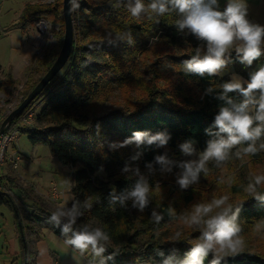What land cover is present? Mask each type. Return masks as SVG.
I'll list each match as a JSON object with an SVG mask.
<instances>
[{
	"label": "trees",
	"instance_id": "trees-1",
	"mask_svg": "<svg viewBox=\"0 0 264 264\" xmlns=\"http://www.w3.org/2000/svg\"><path fill=\"white\" fill-rule=\"evenodd\" d=\"M70 3L73 40L66 64L31 103L13 118L5 132L15 127L19 133H28L32 144L48 146L63 164L80 165L72 172L70 191L73 198L63 207H71L74 201H80L83 205L85 200L89 201L91 207L81 206L83 215L77 219L74 228L90 224L102 228L110 236L104 257L111 255L113 258L107 260V264H142L149 260L161 264L173 252L178 258H183L200 235L197 228L185 225L188 233L180 235L181 238L175 242L167 240L161 234L162 229L171 222L184 225L178 216L190 210L192 205L208 202L213 196L219 198L227 195L228 202L234 208H240L241 236L246 246L241 254L226 258L221 264H264V231L257 232L254 229L257 222L264 220V202L249 196L244 191L245 182L239 181L246 180L249 173L257 174L258 170L264 169V151L245 157L243 162L232 156L221 168L210 162L207 176L186 190L176 183L180 171L178 167H173L171 172H161L160 165L154 162L155 156L165 154L173 161L192 159L183 156L179 150V144L187 140L193 142L197 151L206 148V142L211 137L205 130L212 125L219 108L225 104V101L217 98L221 91L219 85L231 79V71L249 78L251 72L264 65V47L261 57L251 66L240 63L233 49L230 62L220 74L201 77L185 73L183 63L195 54L197 47L205 46L187 31L181 33L177 30L175 21L179 17L176 13L152 20L143 16L137 19L130 15L123 3L114 6L116 0H75L78 7L74 6L73 0ZM144 3H149V0H144ZM41 18L52 19L62 29L55 33L56 43L44 57L26 66L24 87L19 93L21 100L52 66L63 46L66 30L64 0L27 3L21 14L22 24L34 23ZM129 34L131 43L128 42ZM152 36L163 39L167 49L155 53L157 57L154 61L141 65V56H146ZM16 84L17 79L11 73L3 72L0 93H5L6 103L13 99L17 91ZM115 86L119 87L125 105L121 103L109 111H101V104ZM210 86L215 87L216 91L206 95L205 91ZM229 95L237 102L242 99L238 93ZM98 101L100 104L96 107L94 102ZM37 104H43V107L36 113ZM29 110L35 111L34 120L25 124L22 117ZM136 130L153 134L166 131L171 138L167 146L159 149L155 146L136 149L134 145L116 150L109 147L112 142L123 141ZM137 152L141 153L140 156L132 160ZM150 162L153 164L151 171L146 167ZM125 165L131 171L123 172ZM101 166L105 177L97 174ZM10 167L13 171L10 168L12 172L4 177L9 181L15 174V167ZM136 169L149 180L152 187L149 206L144 212L133 208L131 201L127 207L111 206L109 194L116 191L119 195L125 188L132 186L137 179L134 174ZM161 177L168 178L166 180L169 182L161 185L168 186V189L164 196L156 199L154 178ZM208 178L209 183L205 185ZM229 179L231 184L228 183ZM215 180V183H211ZM0 184L3 185L1 180ZM169 188L180 192L182 196L171 195ZM20 189L25 200L33 199L24 193L23 187ZM0 191L3 192L2 189ZM260 191L264 193V187ZM2 203L15 210L17 225L19 220L22 221L24 234L18 228V235L24 264H36L37 249L35 243L30 245L28 232L37 237L41 228L47 226L65 238L58 227L48 222L52 211L40 206V201L34 206L28 205L30 209H23L22 214L10 194H0ZM153 209L164 217L159 225L150 219ZM169 209H174L176 216H170ZM159 252L164 255H159ZM85 256L87 259L90 257L87 253ZM212 259V254H209L204 264H210Z\"/></svg>",
	"mask_w": 264,
	"mask_h": 264
},
{
	"label": "clouds",
	"instance_id": "clouds-1",
	"mask_svg": "<svg viewBox=\"0 0 264 264\" xmlns=\"http://www.w3.org/2000/svg\"><path fill=\"white\" fill-rule=\"evenodd\" d=\"M123 3L127 11L134 18L163 17L176 13L175 21L177 30L181 33L187 31L205 47H197L195 54L183 63L185 73L215 76L222 72L230 62V52L235 50L240 63L251 66L262 55L264 47V26L252 23L247 19L246 0H227L226 7L219 10V0H116V5ZM75 7H78L73 0ZM159 22V21H157ZM111 42V41H110ZM128 42L131 43L129 34ZM154 42V41H153ZM217 98L225 101L215 115L212 125L206 129V134L211 137L206 142V148L197 152L193 142L187 140L179 144V150L185 157H194L182 161L170 160L167 155L155 156V163L160 165L161 172H171L173 167H178L176 183L182 190L198 183L201 174H208V163L221 168L232 156L244 161L245 157L255 156L264 151V66L250 73V78L243 81L233 75L230 80L219 85ZM216 91L215 87H208L206 95ZM230 93H238L242 99L237 102L230 97ZM170 135L166 131L153 134L150 131H133L132 135L123 141L112 142V150L134 145L136 149L145 147L159 149L168 145ZM233 150H235L233 152ZM17 153V152H16ZM140 152L132 156L138 159ZM13 166V165H12ZM146 167L151 171L153 164ZM103 170L101 166V171ZM127 173L131 171L128 165L122 169ZM137 179L134 184L117 195L116 191L109 194V204L127 207L131 201L132 207L140 212L149 206L151 185L149 180L135 170ZM223 182V179H221ZM231 184V179L228 181ZM264 174L249 173L244 191L258 201L264 202ZM229 196L219 198L213 196L208 202H200L179 214L178 219L190 228H197L200 232L197 242L191 249L178 258L173 252L161 264H204L205 259L212 254L210 264H221L229 257L241 254L245 249V240L241 236L242 228L239 223L240 208L230 204ZM81 206L90 208L88 200L74 201L71 207H57L48 217V222L54 224L65 237V243L73 249V259L80 264L79 256L91 250L92 259L89 264H107L112 259L110 255L104 257L106 245L110 236L100 227L84 224L79 229L74 225L83 215ZM170 216H176L174 209H169ZM152 222L159 225L164 219L156 209L151 212ZM257 232L264 231V220L254 225ZM181 233L175 234L179 240ZM163 256V252H159Z\"/></svg>",
	"mask_w": 264,
	"mask_h": 264
},
{
	"label": "rangeland",
	"instance_id": "rangeland-1",
	"mask_svg": "<svg viewBox=\"0 0 264 264\" xmlns=\"http://www.w3.org/2000/svg\"><path fill=\"white\" fill-rule=\"evenodd\" d=\"M36 1L37 0H0V77L3 76V72H9L17 79V91H15L14 97L10 102L6 103L5 93H0V121L8 116L9 112L13 110L21 101L19 93L24 87V72L26 66L31 64L33 61L36 62L37 59L44 57L45 53L53 46V44L56 43L55 33L59 29H62V26L52 21V19L41 18L34 23H25V25L22 24L21 14L26 4ZM46 1L55 3L57 0ZM42 22H45L47 28L45 34L43 35V42L38 43L39 36H42L39 26ZM63 31L61 42L63 41ZM163 49H167V45L164 43V40L159 38V36H152L147 45L146 56H141V65L154 61L157 57L155 56V53ZM131 94L134 95V92ZM123 101L124 99L121 95L119 87L115 86L111 89L106 99L101 104L100 110L109 111L113 107H118L121 103L122 105H125ZM99 104L100 101L94 102L96 107H98ZM42 107L43 104H37L35 108L36 113L39 112ZM22 122L27 124L24 117H22ZM13 128L16 129L15 127ZM14 150L17 151L19 156H22L21 160H18L17 167L14 168V173L16 174L18 172L22 177L18 174L19 177L18 175L14 176L12 177V180L9 181L5 178L13 171V169L9 166L11 164H9V160L11 162L12 156L15 155ZM193 158L194 157H192V159ZM5 159L6 161H4L2 166H0V174L2 175L0 180L3 182L0 189H2L5 193L10 194L13 198H16L17 195V198L14 200L16 201L21 214L24 213L23 209H30L27 205L34 206V204L39 202L41 198L45 199L50 203V205H52V211L71 201L73 197L70 191L72 185V172L78 169L80 165L77 164L75 166H71L63 164L59 161L57 156L50 151L48 146L44 144H32L28 133H19L18 130L16 139H13L8 144ZM263 172L264 169H260L257 174H263ZM97 174L100 177H105L104 170L101 171L100 169ZM203 176L204 175H201L200 178H203ZM166 179L168 178H154V184L156 187L154 192L156 199H159L166 194L168 186L161 187L162 184L169 182ZM209 179L210 178L206 180L205 185L209 183ZM239 181L245 182L243 183L244 186L247 184V179H239ZM215 182L216 180L211 183ZM31 183H35L37 191H35L34 188L30 190L32 185ZM19 186L24 188V193L27 196H30L35 200H25V195L21 192L22 188L20 189ZM12 188L17 190L16 195L11 194ZM169 192L171 195L174 194L182 196V194L175 189L169 188ZM39 205L44 207L42 202L39 203ZM18 228L20 229L19 224L17 225L16 223L15 210L6 203L0 204V264H14L12 263V259L16 254L15 251L19 249V245L16 246V243L18 242L16 241ZM177 232H180L181 235H183L188 233V229L185 225L171 222L167 228L164 230L162 229L161 234L165 236L167 240L176 242L177 240H175V234ZM37 237L61 236L55 234L49 227L44 226L38 232ZM160 238L162 239V237ZM16 260V264L24 263V260L22 261L21 258H17ZM142 264L158 263L154 260H149Z\"/></svg>",
	"mask_w": 264,
	"mask_h": 264
},
{
	"label": "crops",
	"instance_id": "crops-1",
	"mask_svg": "<svg viewBox=\"0 0 264 264\" xmlns=\"http://www.w3.org/2000/svg\"><path fill=\"white\" fill-rule=\"evenodd\" d=\"M226 4H227V0H219V9L225 8ZM246 4H247V13H248L247 19L252 23H256V24H259L261 26H264V0H246ZM258 67H260V66H258ZM258 67H257V69H258ZM233 75L240 77L243 81H247L250 78V77L245 78L242 75H240L239 73L231 71L230 72L231 78ZM16 152L17 151H15L14 153H16ZM21 158H22V156H20L19 160H21ZM6 159H5V161H6ZM11 162L9 160V164ZM10 165H12V163ZM0 166H2V165H0ZM18 174L19 173L17 172L14 176H17ZM19 175H18V177H19ZM20 177H22V176L20 175ZM31 184H32L34 190L37 191L36 187H35V183L34 184L31 183ZM0 186H2V185L0 184ZM12 191H11V194L16 195L17 190H14L12 188ZM16 198H17V195H16ZM16 198H14V199H16ZM40 201L43 203L44 208H47L48 210L52 211L53 207H52V205H50L49 202H47L43 198H41ZM66 205H64V206H66ZM27 207H28V205H27ZM20 233H21V231H20ZM28 236H30V237H28V239L31 240L30 245H34V243H35V248L37 249L36 264H76V261L73 259V249L71 248V246H69L68 244L65 243V238H63V237H35V235H31L30 232H28ZM35 239H37V240L34 241ZM16 241H18L16 243L17 244L16 246L19 245V249L15 251L16 254L14 255V257L12 259V262L14 264L17 263V260H16L17 258L18 259L21 258L22 261L24 260L23 251H22V244H21V241L19 240L18 232H17ZM76 255L79 257L80 264H89V261L92 259V253H91L90 249L87 252V255H90V257H88V259L86 258L85 254L83 256H79V253H76Z\"/></svg>",
	"mask_w": 264,
	"mask_h": 264
},
{
	"label": "water",
	"instance_id": "water-1",
	"mask_svg": "<svg viewBox=\"0 0 264 264\" xmlns=\"http://www.w3.org/2000/svg\"><path fill=\"white\" fill-rule=\"evenodd\" d=\"M64 14L66 21L65 39L56 60L48 69V71L44 74V76L40 79V81L35 85V87L30 91V93L23 100H21L20 103L13 110L9 112L8 116H6L2 120L0 124V135L9 126L13 118L19 113H21L31 103V101L44 89L48 82L53 79L66 64L69 53L71 51V45L73 40V26L70 0H64ZM1 193L2 191H0V194ZM18 222L21 234H24L21 220H19Z\"/></svg>",
	"mask_w": 264,
	"mask_h": 264
},
{
	"label": "built area",
	"instance_id": "built-area-1",
	"mask_svg": "<svg viewBox=\"0 0 264 264\" xmlns=\"http://www.w3.org/2000/svg\"><path fill=\"white\" fill-rule=\"evenodd\" d=\"M35 115L34 110H29L23 117L25 122L31 123L33 120V117ZM17 137V130L16 129H10L7 132H3L0 135V165L5 161V153L7 151L8 144L13 140L16 139ZM20 159V156L18 153H15V155L12 156L11 158V163L13 167H17L18 165V160Z\"/></svg>",
	"mask_w": 264,
	"mask_h": 264
},
{
	"label": "bare ground",
	"instance_id": "bare-ground-1",
	"mask_svg": "<svg viewBox=\"0 0 264 264\" xmlns=\"http://www.w3.org/2000/svg\"><path fill=\"white\" fill-rule=\"evenodd\" d=\"M39 26H40V31L42 32V36H39L38 43H41L44 40L43 35L45 34L47 26H46L45 22H42Z\"/></svg>",
	"mask_w": 264,
	"mask_h": 264
}]
</instances>
